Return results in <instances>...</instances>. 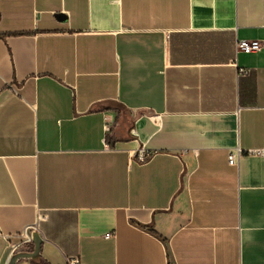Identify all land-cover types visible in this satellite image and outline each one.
Here are the masks:
<instances>
[{"label": "crops", "instance_id": "0c3cea01", "mask_svg": "<svg viewBox=\"0 0 264 264\" xmlns=\"http://www.w3.org/2000/svg\"><path fill=\"white\" fill-rule=\"evenodd\" d=\"M254 150L264 0H0V264H264Z\"/></svg>", "mask_w": 264, "mask_h": 264}, {"label": "built area", "instance_id": "2783aa9c", "mask_svg": "<svg viewBox=\"0 0 264 264\" xmlns=\"http://www.w3.org/2000/svg\"><path fill=\"white\" fill-rule=\"evenodd\" d=\"M236 49L238 52H258L262 49V43L259 41H247V40H240L236 44ZM248 72L246 70H240L239 74L245 75ZM109 119H107L106 123V128L109 126ZM251 154H263L264 155V150H254L250 151ZM243 155V151L240 148H237L236 151H231L229 152L228 155V162L230 165L235 166L238 164V159ZM151 158V154H149L145 148H142L138 154H137V159L140 162H147ZM42 217V216H41ZM37 229V225H32L29 228H27L22 236V241L19 244H14L12 246V252H11V257L15 254L18 253L20 249L23 247H26L27 245L32 243V236L30 232L35 231ZM68 264H78L77 259H72L69 260Z\"/></svg>", "mask_w": 264, "mask_h": 264}, {"label": "water", "instance_id": "95a60500", "mask_svg": "<svg viewBox=\"0 0 264 264\" xmlns=\"http://www.w3.org/2000/svg\"><path fill=\"white\" fill-rule=\"evenodd\" d=\"M35 244H36V250L33 253L19 252L11 257L9 264H16L21 259H32L37 257L40 253V248H41L40 241L37 238H35Z\"/></svg>", "mask_w": 264, "mask_h": 264}, {"label": "trees", "instance_id": "16d2710c", "mask_svg": "<svg viewBox=\"0 0 264 264\" xmlns=\"http://www.w3.org/2000/svg\"><path fill=\"white\" fill-rule=\"evenodd\" d=\"M32 264H47L39 255L31 259Z\"/></svg>", "mask_w": 264, "mask_h": 264}]
</instances>
